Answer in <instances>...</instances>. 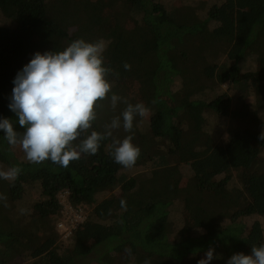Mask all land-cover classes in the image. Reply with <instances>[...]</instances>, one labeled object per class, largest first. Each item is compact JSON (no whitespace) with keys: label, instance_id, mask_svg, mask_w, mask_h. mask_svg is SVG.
I'll return each mask as SVG.
<instances>
[{"label":"trees","instance_id":"obj_1","mask_svg":"<svg viewBox=\"0 0 264 264\" xmlns=\"http://www.w3.org/2000/svg\"><path fill=\"white\" fill-rule=\"evenodd\" d=\"M93 1L0 0V117L24 131L8 105L36 52L103 39L112 90L89 133L123 112L113 93L143 103L140 155L131 168L114 162L113 138L130 134L121 127L67 168L34 164L0 130V170L21 169L0 179V264H197L209 246L211 264H226L264 245V0ZM62 192L86 211L68 242Z\"/></svg>","mask_w":264,"mask_h":264},{"label":"clouds","instance_id":"obj_2","mask_svg":"<svg viewBox=\"0 0 264 264\" xmlns=\"http://www.w3.org/2000/svg\"><path fill=\"white\" fill-rule=\"evenodd\" d=\"M105 49L103 39L74 40L60 52H36L17 73L8 107L24 131H17L13 120L6 117H0V130L11 147L20 145L28 162L39 164L50 160L67 168L82 154L95 155L101 142L112 138L114 130L123 127L130 134L123 140L113 138L112 156L115 163L125 168L135 165L140 149L132 143L133 122L137 116L147 115L149 109L143 103L132 104L113 93L112 109L119 103L126 107L104 125L103 132L89 133L92 122L97 119L98 103L109 99L112 90L107 79L112 69L103 63ZM124 67L130 69L127 63ZM259 138L264 140V132ZM20 172L18 166L0 170V179L14 181ZM215 258V248L209 246L197 264H211ZM144 264L150 261L145 260ZM226 264H264V245L252 246L249 254L234 253Z\"/></svg>","mask_w":264,"mask_h":264},{"label":"rangeland","instance_id":"obj_3","mask_svg":"<svg viewBox=\"0 0 264 264\" xmlns=\"http://www.w3.org/2000/svg\"><path fill=\"white\" fill-rule=\"evenodd\" d=\"M102 2H103V0H94L93 2L89 3L88 5L91 6V7H97ZM259 36L261 37V39L264 40V34L263 33H260ZM224 42L227 44L228 43V40H225ZM218 50H219L218 51V55L220 57H223L224 56V52H225L224 48H219ZM226 87H227V84H224L223 85V89H226ZM3 102H4V99H1L0 100V108H1V106L3 104ZM190 111H191V116H192L193 119H195L198 122H202L203 121V114H202V112H200V108L199 107H197L195 109H192ZM143 132H144V129H140L139 133H143ZM149 145H150V149L154 148V144H151V143H147L145 145V147L147 148ZM112 195H114V196H116V198H118V191H114L112 193ZM58 199H59V202L62 204V210H64V207H68L69 206L68 201H67V193L66 192L60 193L58 195ZM76 208L80 209L83 212V214L85 216V219H86V211H85V209L82 208V207H76ZM76 208L72 209V212H71L72 214L74 213L73 211ZM60 215H61V211H60ZM59 218H60V216H59ZM59 218H58V220H59ZM57 223H58V221H57ZM57 228H58V225H57ZM58 230H60V229L58 228ZM60 232H61L60 233V235H61V241H65L66 240L68 242V240L70 239V237L72 236V234L70 236L67 235L66 237H64V232L61 231V230H60Z\"/></svg>","mask_w":264,"mask_h":264},{"label":"built area","instance_id":"obj_4","mask_svg":"<svg viewBox=\"0 0 264 264\" xmlns=\"http://www.w3.org/2000/svg\"><path fill=\"white\" fill-rule=\"evenodd\" d=\"M72 209L74 208L71 207L70 205L68 207H64V210H62L61 208V215H60L57 225H58V228L64 232V237H66L67 235L70 236L73 233V231L79 225H81L85 220V216L80 209L76 208L73 211L74 212L73 214L71 213ZM64 242H67V241L65 240Z\"/></svg>","mask_w":264,"mask_h":264}]
</instances>
